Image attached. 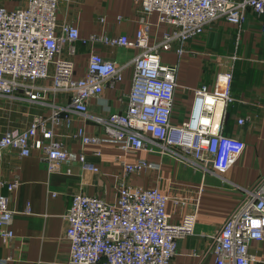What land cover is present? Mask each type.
<instances>
[{"label": "built area", "instance_id": "2783aa9c", "mask_svg": "<svg viewBox=\"0 0 264 264\" xmlns=\"http://www.w3.org/2000/svg\"><path fill=\"white\" fill-rule=\"evenodd\" d=\"M13 8L0 5V98L45 107L49 114H35L23 128H8L0 134V159L11 149L18 156L39 150L49 174L79 162L83 170L98 171L82 152L67 149L56 137V127L71 125L72 115L91 117L102 127L101 135L82 126L73 136L80 144L115 143L126 153L147 151L170 153L200 172H224L245 148L236 136L225 135L212 123L216 103L233 100V74L217 71L212 84L194 88V99L187 119L171 123L177 86V65L163 63L165 51L181 55L185 44L204 33L217 18L241 26L246 11L264 14V0H134L143 12L133 38L126 34H92L80 38L79 29L69 22L57 24V6L64 0H9ZM157 14V22L171 30L149 40L146 16ZM264 37V24L260 32ZM81 44L103 43L112 47L138 48L132 57L133 80L125 111L107 116H91L88 101L106 87L122 80L123 65L91 51L83 76H75V63L69 56ZM68 57L62 55L64 44ZM59 97L64 103L57 102ZM237 123L243 124L239 118ZM114 202L96 195L74 193L64 218L65 239L70 244L69 264H173L178 239L194 234L196 214L188 212L177 222L170 220L167 196L157 187L130 186L126 179L142 168L146 160L123 161ZM19 185L13 178L8 192ZM52 196L56 192H50ZM29 203L25 212H30ZM13 212L9 196L0 194V239L14 236ZM214 264H254L249 251L255 241H264V179L248 191L246 199L213 236ZM0 264H7L0 259Z\"/></svg>", "mask_w": 264, "mask_h": 264}, {"label": "crops", "instance_id": "0c3cea01", "mask_svg": "<svg viewBox=\"0 0 264 264\" xmlns=\"http://www.w3.org/2000/svg\"><path fill=\"white\" fill-rule=\"evenodd\" d=\"M16 4V1L0 0V5L6 8ZM56 13L57 24H74L81 39L92 34H126L131 39L143 16L139 2L134 0H64L58 4ZM146 20L150 41L171 30L165 23L157 22L156 13L148 14ZM263 24L264 14L258 16L250 9L239 27L220 17L207 24L201 36L188 41L181 55L170 50L160 56L163 63L175 64L178 70L170 119L173 124L188 118L194 88L203 83L212 84L217 71L233 74V100L225 106L216 103L212 119L223 134L245 142L243 152L232 166L220 173L200 172L170 153L142 150L126 153L107 141L83 145L74 139L76 126L95 135H101L102 127L91 117L83 119L71 114V125L56 127V137L68 150L84 153L85 159L97 166L98 171H85L75 162L49 174L39 150L20 157L11 149L4 151L0 159V194L9 196L14 236L5 242L0 239V259L7 264H69L70 244L65 239L64 214L74 193L96 195L114 202L123 161L135 163L144 159L151 166L130 174L126 182L133 187H157L168 198L165 208L171 221H179L188 212L196 214L195 232L178 239L173 264H214L213 236L240 207L248 191L264 179V37L260 34ZM76 45L77 52L69 56L75 63L76 77L83 76L91 51L123 65L122 80L88 101L89 115L101 117L125 111L133 80L130 62L138 48L112 47L101 42L81 44L80 40ZM68 46L64 44V57H68ZM57 102L65 101L59 97ZM19 105L22 113L19 125L6 129L23 128L33 115L49 114L47 108L36 104L21 102ZM239 118L243 124L237 123ZM13 178L19 180V185L8 192L7 184ZM53 191L54 196L50 194ZM27 203L30 212H25ZM249 251L256 256L254 264H264V241L254 240Z\"/></svg>", "mask_w": 264, "mask_h": 264}, {"label": "rangeland", "instance_id": "374dc122", "mask_svg": "<svg viewBox=\"0 0 264 264\" xmlns=\"http://www.w3.org/2000/svg\"><path fill=\"white\" fill-rule=\"evenodd\" d=\"M15 104L17 105L15 106ZM19 104L21 102H14L3 97L0 98V131L9 126L16 127V125H19L20 118L22 117V113L18 110V107H21Z\"/></svg>", "mask_w": 264, "mask_h": 264}]
</instances>
